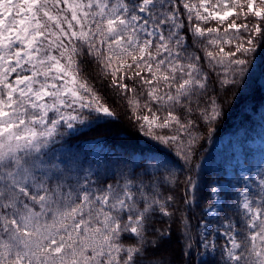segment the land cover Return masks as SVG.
I'll return each instance as SVG.
<instances>
[{
  "label": "snow or ice",
  "instance_id": "obj_1",
  "mask_svg": "<svg viewBox=\"0 0 264 264\" xmlns=\"http://www.w3.org/2000/svg\"><path fill=\"white\" fill-rule=\"evenodd\" d=\"M249 14L257 23L237 22ZM260 37L264 0H0V264H174L157 250L172 224L190 238L204 201L214 219L200 222L199 255L264 264V174L256 191L199 177L189 118L219 117L216 101L200 109L210 73L222 69L234 89ZM85 55L100 65L98 86L82 75ZM140 86L143 106L128 102L154 147L94 160L66 139L110 122L108 89Z\"/></svg>",
  "mask_w": 264,
  "mask_h": 264
},
{
  "label": "trees",
  "instance_id": "obj_2",
  "mask_svg": "<svg viewBox=\"0 0 264 264\" xmlns=\"http://www.w3.org/2000/svg\"><path fill=\"white\" fill-rule=\"evenodd\" d=\"M245 22L251 26L257 23V18L249 14L247 21L244 17L239 19V23ZM241 33L245 37L248 35L242 29ZM225 47L226 50L231 48V46ZM198 54L203 57V52ZM247 60L249 62L246 65L244 77L234 89L229 88L225 91L219 83V80L223 78L222 69L217 68L210 73L209 90L202 98L200 109L208 108L210 111L212 101H216L220 115L215 121L204 120L200 111L192 113L189 117L192 121V135L196 137L191 166L195 168L199 177L205 181H211L212 186L218 189L223 186L231 190L232 185L242 188L243 176L238 171L235 159L239 156L248 164L246 174L250 177L249 182L252 185L250 191L257 190L258 175L255 172V165L245 157V153L250 149L248 148L250 144L256 147L262 146L259 147L260 150L264 148V37L257 39L255 50L247 55ZM209 68L211 65H205V71ZM81 69L82 75L89 77V83L98 86L97 76L102 72L95 59L85 55ZM142 87H137L135 92L128 93L108 89L102 94V99L115 114L109 118L110 122L106 124L96 122L83 127L80 132L70 133L66 139L75 149L86 153L94 160L108 159L122 151L147 150L154 147V142L143 135L139 123L132 114L133 108L128 102L129 98L135 96L143 106L147 96L146 91L142 93ZM145 111L141 107L140 114H145ZM167 131L164 130V132ZM173 158L177 160V176L183 179L189 173L184 169L183 161L174 156ZM176 194L183 195L180 192ZM209 203L211 201L202 202L200 208L191 214L192 227L188 240L181 242L177 235V225L172 224L170 240L158 249L156 254L163 255L165 259L171 257L174 264H200L201 260L213 264L209 254L199 255L206 250L198 243L201 220L207 222L214 219V216L208 217L201 214L202 209ZM156 226L164 228L167 224L161 222ZM215 239L218 244L223 243L218 237ZM190 242L192 243L191 255L186 256L184 251H187V244ZM216 259L218 260L219 257L217 256Z\"/></svg>",
  "mask_w": 264,
  "mask_h": 264
},
{
  "label": "rangeland",
  "instance_id": "obj_3",
  "mask_svg": "<svg viewBox=\"0 0 264 264\" xmlns=\"http://www.w3.org/2000/svg\"><path fill=\"white\" fill-rule=\"evenodd\" d=\"M230 19H235V17H232ZM237 22L239 23V20H237ZM213 22V26H214ZM255 144H257V142L255 141ZM250 147L249 150H247V152L245 153V157L250 161L253 162V164L255 165V169H256V174H264V148L262 150H260V148L262 146L256 147L255 145H248V148ZM237 160V167H238V171L241 172V175L244 177L246 174V170H247V166L248 164L245 163L243 160H241V158L239 156H236L235 158ZM229 174V173H228ZM257 181H258V176H257ZM247 185L246 190H250L251 189V183L248 181H245L243 179V185L242 188H245V186ZM212 215H208V217H211Z\"/></svg>",
  "mask_w": 264,
  "mask_h": 264
}]
</instances>
